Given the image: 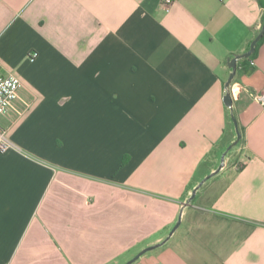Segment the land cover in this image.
Listing matches in <instances>:
<instances>
[{
    "label": "crops",
    "instance_id": "obj_1",
    "mask_svg": "<svg viewBox=\"0 0 264 264\" xmlns=\"http://www.w3.org/2000/svg\"><path fill=\"white\" fill-rule=\"evenodd\" d=\"M262 1L0 0V264H264Z\"/></svg>",
    "mask_w": 264,
    "mask_h": 264
},
{
    "label": "built area",
    "instance_id": "obj_2",
    "mask_svg": "<svg viewBox=\"0 0 264 264\" xmlns=\"http://www.w3.org/2000/svg\"><path fill=\"white\" fill-rule=\"evenodd\" d=\"M177 0H164L163 5L168 6ZM220 2H226L227 0H219ZM36 54L31 53L29 58L31 61L34 60ZM22 83L16 76H2L0 75V116L5 114L10 104L17 98L18 91L21 88ZM241 87L230 85L229 90L232 97L236 96ZM250 98L257 103L262 109H264V90L259 93L248 92ZM15 145L10 140L7 132L0 128V153H6L14 148Z\"/></svg>",
    "mask_w": 264,
    "mask_h": 264
},
{
    "label": "water",
    "instance_id": "obj_3",
    "mask_svg": "<svg viewBox=\"0 0 264 264\" xmlns=\"http://www.w3.org/2000/svg\"><path fill=\"white\" fill-rule=\"evenodd\" d=\"M263 36H264V14H263V19H262V24H261L260 30H259L258 34L250 42L248 50L246 52L242 53V54H234L231 58L228 59V67L230 69V75H229L228 80L225 83V95H224L223 101H224V104L230 109H232V107H233V100H232V96L230 94L229 86H230V84H231V82H232V80H233V78L235 76L237 63H238L239 60L250 58L255 53L256 45L263 38ZM232 120H233V123H234L235 128H236L237 137H236L235 141L227 147L226 151L222 155V159H224V157L227 154V152L229 150H231L233 147H235L238 144V142L240 141V139H241V133L238 130L237 122H236V119H235V117L233 115H232ZM221 168H222V166H219V168L214 172V174L219 172ZM214 174H211V175L207 176L206 178H204L199 183V185L196 188H194V190L192 191L188 201L186 202L187 203L186 205H188L191 202V200L194 198V195H195L198 187H200L207 179H209ZM178 226H179V221L172 228V230L170 231V233H169L168 237L166 238V240L172 235V233L176 230V228ZM166 240L161 242L160 244L149 246V247L141 250L138 254H136L131 260H129L125 264H132L134 261H136L144 253H146L148 251H151V250L163 245L166 242Z\"/></svg>",
    "mask_w": 264,
    "mask_h": 264
},
{
    "label": "trees",
    "instance_id": "obj_4",
    "mask_svg": "<svg viewBox=\"0 0 264 264\" xmlns=\"http://www.w3.org/2000/svg\"><path fill=\"white\" fill-rule=\"evenodd\" d=\"M261 5L262 7L264 8V2L262 1L261 2ZM262 40V39H261ZM261 40L258 42V44L256 45V48H255V53L248 59H243V60H240V65H242L244 62H247L248 60H250L255 54H256V50H257V47L259 45V43L261 42Z\"/></svg>",
    "mask_w": 264,
    "mask_h": 264
},
{
    "label": "rangeland",
    "instance_id": "obj_5",
    "mask_svg": "<svg viewBox=\"0 0 264 264\" xmlns=\"http://www.w3.org/2000/svg\"><path fill=\"white\" fill-rule=\"evenodd\" d=\"M231 85V84H230ZM230 87V86H229Z\"/></svg>",
    "mask_w": 264,
    "mask_h": 264
}]
</instances>
